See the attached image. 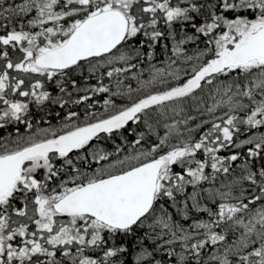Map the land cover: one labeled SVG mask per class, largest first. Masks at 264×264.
Instances as JSON below:
<instances>
[{"label": "snow or ice", "instance_id": "snow-or-ice-1", "mask_svg": "<svg viewBox=\"0 0 264 264\" xmlns=\"http://www.w3.org/2000/svg\"><path fill=\"white\" fill-rule=\"evenodd\" d=\"M0 264H264V0H0Z\"/></svg>", "mask_w": 264, "mask_h": 264}]
</instances>
